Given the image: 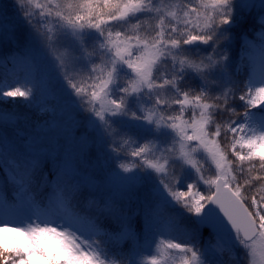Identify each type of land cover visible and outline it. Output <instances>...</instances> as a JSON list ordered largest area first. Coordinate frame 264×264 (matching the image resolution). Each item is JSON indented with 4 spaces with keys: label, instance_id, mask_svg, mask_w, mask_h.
<instances>
[{
    "label": "snow or ice",
    "instance_id": "6c2138e0",
    "mask_svg": "<svg viewBox=\"0 0 264 264\" xmlns=\"http://www.w3.org/2000/svg\"><path fill=\"white\" fill-rule=\"evenodd\" d=\"M253 10L259 42L242 33L233 68L232 30ZM69 35L73 53H61ZM90 38L100 41L101 63L88 68L77 53ZM0 56L28 69L15 84L0 83V103L23 98L29 107L45 86L64 91L100 144L86 154L53 152L45 171L47 151L17 141L26 117L0 110V171L12 174V201L35 200L36 183L48 187L45 208L61 221L0 218V264H141L148 242L179 264H232L237 248L246 264H264V195H249L264 182V0H0ZM245 60L249 78L237 96ZM225 113L227 123H218ZM229 132L230 148L222 146ZM177 151L195 170L191 183L175 175ZM204 154L215 165L207 178L196 165ZM85 165L96 171L85 174ZM161 225L183 239L157 241ZM163 259L147 250L143 264Z\"/></svg>",
    "mask_w": 264,
    "mask_h": 264
},
{
    "label": "rangeland",
    "instance_id": "374dc122",
    "mask_svg": "<svg viewBox=\"0 0 264 264\" xmlns=\"http://www.w3.org/2000/svg\"><path fill=\"white\" fill-rule=\"evenodd\" d=\"M4 2L8 3L9 6L11 5V0H4ZM158 2H162L165 5H172L179 3L180 0H158ZM168 10L172 11L175 9L169 8ZM257 14L258 10H253L252 12L246 14L244 22L237 25L232 30L234 34V40L230 49V53L233 68H235L240 63V55L242 52V46L244 44V41L241 39V34L246 33L248 40L259 42L255 34L257 31H259V25L255 23ZM7 18L9 20L15 19L14 15L12 14L11 7H9ZM134 22L135 21L132 23ZM149 23L154 24L155 21H149ZM125 27L129 28V34H132L130 31L131 26L127 25ZM145 28H147V25H145ZM99 45V40L90 38L89 46L86 48L84 53H77V55H80L79 63L87 64L88 68L92 67L93 63L100 65L101 61L99 59L98 52ZM58 47L61 53L72 54L73 42L71 36H64L61 39ZM1 58L3 59L2 56H0V60ZM16 64H18L19 68L21 69V74L18 76V79H22L24 75L28 74V69L20 63ZM14 68V65L8 66L6 71L8 72L14 70ZM249 72L250 69L248 67V62L245 60L244 67L241 68L240 74L236 77L240 83V90L237 91V96L241 94V90L246 91V88L243 86L249 78ZM258 72L259 67L256 68V73L258 74ZM193 83L199 84V81L194 80ZM22 100L23 98H16L15 100L12 99V104L8 108L0 104V110H12L26 117V119H21L17 124L18 130L23 132V137L18 135L17 141L21 144L25 143L26 141L32 142L37 153H39L41 150L47 151L48 155L42 157L46 164L45 171H47V167L50 166L53 152H57L59 155H62L65 150H70L73 153L86 154L89 147H91L93 152L99 150L100 144L98 132L94 130L93 125L87 119V115L85 113H81L76 104L67 98L66 92L59 91L53 93L45 86L31 106L25 107ZM237 103L239 102L237 101ZM241 112H243L242 108ZM169 114H178V109L176 112ZM227 135L229 143L228 146H230L232 134L229 132ZM94 139L97 141L95 144L92 143ZM168 146L171 147V145ZM178 148L179 145H177V149ZM128 150L130 151L132 149ZM237 150H239V148ZM244 152L246 154L247 150L245 149ZM156 155L159 156L160 153L157 152ZM174 158L177 159L174 169L175 175L183 176L181 184H183L185 181L189 183L193 182L195 178V170L192 168V166L186 164L183 159L179 158L178 151L174 154ZM229 158L234 160L236 163L239 161L231 154ZM255 161L259 162L258 159L254 160V162ZM196 165L197 167H200L201 165L203 166V174L206 178L214 174L215 165L206 154H204L202 157L196 158ZM94 171H96V169L92 165H85V174ZM5 172H7V168H5L3 171H0V200L5 201L3 206H0V218L16 221L31 216L32 220L34 221L37 220V217H39L40 220H53L57 223L61 222L59 219L60 214L56 216L49 215L47 209L45 208L47 203L45 195L48 191H50V188L46 187L44 192H41L39 189V184L36 183L33 185L31 190L36 194L35 200L25 199L14 202L11 199L13 187L5 179ZM169 172H173V168L170 167ZM7 175L11 177L12 174L11 172H7ZM169 179L171 180V177H169ZM49 180L55 181V176H50ZM239 182L243 183L242 176L239 177ZM185 223L191 224V221L186 219ZM160 231L163 233V235L156 236L155 239L157 241L168 238L170 235L176 236V242H180L183 239L179 233L170 232L166 226L161 225ZM94 239L100 240L104 238L94 237ZM142 243L145 242L142 241ZM131 247L132 243L128 242L125 250L127 251V249ZM145 248L146 251L144 255L137 257V260L141 262V264H143V261L147 255V250H151L152 254L157 255L158 258L163 256L164 259L161 261V264H179V256L173 255L169 250L163 248L156 250L155 245H151L150 242L145 243ZM234 256L235 259L232 260V264H237V262L238 264H246V261L243 259L244 250L242 248L235 249Z\"/></svg>",
    "mask_w": 264,
    "mask_h": 264
},
{
    "label": "trees",
    "instance_id": "16d2710c",
    "mask_svg": "<svg viewBox=\"0 0 264 264\" xmlns=\"http://www.w3.org/2000/svg\"><path fill=\"white\" fill-rule=\"evenodd\" d=\"M5 4L8 5V3L4 2ZM3 59L1 58L0 60V82L1 83H4V84H14L17 79H18V76L21 74V69L19 68V65L16 64V62H10L8 58H6L5 56H2ZM15 66L14 70H11V71H6L8 69V66ZM1 105L3 106H6L7 108L12 104V98H9L8 99V102L7 103H0ZM237 111L238 112H241V108L237 107ZM217 122L218 123H223V124H226L227 123V120H228V114L225 113L223 116H217ZM228 136V135H227ZM228 139L226 141H222V146H227L228 148H230V146H228ZM235 163V166L239 167L242 165L244 169H247L248 168V162L245 161V162H240L238 161L237 163ZM253 163L256 164L257 166V169H259V164H260V161H253ZM256 172H253L252 175H255ZM261 175H264V171H261L260 172ZM242 178H243V182H244V179L246 178V175H241ZM261 184H264V182H260V183H254L253 185V188L252 190L249 192V195L252 194V192H255L258 196L260 195H264V191H260V188H261Z\"/></svg>",
    "mask_w": 264,
    "mask_h": 264
},
{
    "label": "water",
    "instance_id": "95a60500",
    "mask_svg": "<svg viewBox=\"0 0 264 264\" xmlns=\"http://www.w3.org/2000/svg\"><path fill=\"white\" fill-rule=\"evenodd\" d=\"M19 136H20V137H23V132L20 131V130H19ZM221 215H222V213H221Z\"/></svg>",
    "mask_w": 264,
    "mask_h": 264
}]
</instances>
